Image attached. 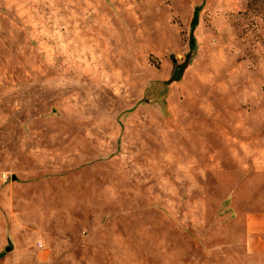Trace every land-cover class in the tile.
Segmentation results:
<instances>
[{"label": "rangeland", "instance_id": "rangeland-1", "mask_svg": "<svg viewBox=\"0 0 264 264\" xmlns=\"http://www.w3.org/2000/svg\"><path fill=\"white\" fill-rule=\"evenodd\" d=\"M0 264H264V0H0Z\"/></svg>", "mask_w": 264, "mask_h": 264}, {"label": "trees", "instance_id": "trees-1", "mask_svg": "<svg viewBox=\"0 0 264 264\" xmlns=\"http://www.w3.org/2000/svg\"><path fill=\"white\" fill-rule=\"evenodd\" d=\"M197 22H198V19H197V15L196 17L194 18V21H193V28L196 27L197 25ZM194 48V43H192V46H191V49ZM190 59V55L188 56V60ZM183 73L182 71L181 72H175L174 73V79H180L182 77Z\"/></svg>", "mask_w": 264, "mask_h": 264}, {"label": "water", "instance_id": "water-1", "mask_svg": "<svg viewBox=\"0 0 264 264\" xmlns=\"http://www.w3.org/2000/svg\"><path fill=\"white\" fill-rule=\"evenodd\" d=\"M15 179V178H14ZM12 251V248L9 249V252Z\"/></svg>", "mask_w": 264, "mask_h": 264}]
</instances>
